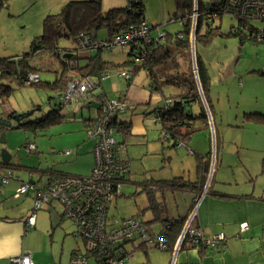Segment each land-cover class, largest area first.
<instances>
[{
	"label": "rangeland",
	"instance_id": "obj_1",
	"mask_svg": "<svg viewBox=\"0 0 264 264\" xmlns=\"http://www.w3.org/2000/svg\"><path fill=\"white\" fill-rule=\"evenodd\" d=\"M67 1L0 0V57H19L23 53L29 52L31 41L41 33L44 16L59 12ZM143 1L151 19L155 18L154 21L149 22L152 26H155L150 31L152 36L163 33V31L174 32L180 28L179 22L169 21L172 15L171 12H165L159 17H154L160 11L159 6L164 1L169 3V0ZM201 1L206 3L209 0ZM125 3L126 0H101V8L106 11L112 7L124 6ZM196 19L197 14L192 20L193 31L196 27ZM236 21L234 15L224 13L217 23L220 25L221 31L227 32L232 25L236 24ZM253 23L259 28L264 27V20H253ZM95 34L97 40L104 39L107 36L105 28L97 29ZM192 36L194 39V35ZM163 37L164 33L162 38L158 40H163ZM58 45L63 50L70 49V53H77L79 56L88 53L87 50H77L73 39L61 38ZM193 46L194 48L190 47L191 65H193V53L197 52L207 68L209 76V97L212 104V113L208 108L206 109L209 123L212 122V116L215 118V123H218L219 119H223L228 124L238 126L246 121L242 118L244 112L264 113V41L245 40L241 45L236 37L216 35L207 44L197 43ZM128 49L129 45H113L111 48L102 50L101 54L103 57L110 56L114 60H121L126 57ZM61 58L62 55L57 56L49 52H41L28 57V60L30 64L37 67L39 79L44 81L53 80L58 74L56 72L61 68ZM79 62L82 63L83 60L79 59ZM144 79L145 72L140 70L134 74L132 82L140 83ZM9 84L13 89L5 98L4 105L0 106V112L4 111L5 114L3 113V115H6L5 118H7L8 114L6 112L8 111H15V114L28 113L37 106L42 107V109L31 112L24 119L36 118L47 112L49 107L47 98L52 94L47 93L39 85H31L32 83L19 85L16 81H11ZM101 86L107 96H115L114 98H118L117 96L120 94L123 95L122 92L126 87L125 81L115 71L101 80ZM162 90L164 94L169 93L168 86H164ZM119 98H123L127 102V97L126 99L125 97ZM72 105L70 104L65 108L67 116L65 121L52 124L43 132H38L37 134L22 127L0 129V135L3 134L5 137V141L3 143L0 142V158L2 153H6L10 162L18 164L17 168L10 170L14 178L17 177L23 181L32 179L38 183H45L49 177L48 173L51 172L47 171L48 169L80 176H88L90 174L94 163V154L91 152L94 140L87 137L83 122L80 120L79 111L87 112L91 108H83L82 104L78 103L73 109V114L70 108L67 112V107L72 108ZM127 110L128 108L123 112L127 113ZM132 113V134L125 138V145L123 146L132 169L130 181L155 180L175 176L181 159L173 155L172 159H164L163 162L165 150L163 149L164 153H162V144L159 140V123L155 122L151 115L146 116L139 112ZM7 120L16 126L17 121L15 119L9 117ZM246 123V126L254 127L253 122ZM215 126L217 128L220 127L218 125ZM223 128H225L224 125H222V131ZM235 137L233 134L227 133L226 145L234 142L236 140ZM28 142L36 145L35 152L26 150L25 146ZM67 149L73 151L68 156L62 153ZM182 149L184 156L189 154L187 147L182 146ZM191 157L194 156L191 155ZM150 168L155 171L150 172ZM11 181L12 179L3 187L9 186ZM15 191L5 189L4 197L6 201H3L4 206L18 207L23 212L28 208L30 209L32 200L25 195H20L14 199ZM134 191H139L135 185L128 182L122 183L117 196L111 199L107 208L108 217L119 219L138 213V207L144 208L147 205L146 193L141 191L137 195H132ZM172 204L173 202L170 199L168 205L172 206ZM54 206L56 211H59V214L63 213V205L53 201L50 206L46 204L37 211L38 220L39 213L41 211L46 212L47 209L51 210L49 213L53 220L59 219L55 210L52 209ZM138 215L143 220H148L152 217L147 209L142 214L138 213ZM62 217L66 227L70 228L72 225L74 229L76 228L68 216L63 215ZM43 218L44 222L41 227H48L50 225L48 216L43 215ZM153 228L158 230L159 224H154ZM28 229L29 231H34L32 227ZM50 234L49 227V230L45 231V235H36L37 247L42 248L44 251L62 249L60 243L56 245V242H51V240H57V233H54V238ZM72 237L73 233L65 236L63 248H67L69 240L73 245ZM75 237L77 238L75 246L77 244L79 247L78 254L85 255L87 251L83 238L79 235ZM86 259L87 264H97L91 255L86 256ZM70 264L80 263L71 261Z\"/></svg>",
	"mask_w": 264,
	"mask_h": 264
},
{
	"label": "trees",
	"instance_id": "obj_2",
	"mask_svg": "<svg viewBox=\"0 0 264 264\" xmlns=\"http://www.w3.org/2000/svg\"><path fill=\"white\" fill-rule=\"evenodd\" d=\"M173 1L175 10L169 21L179 22L180 28L174 32L163 31V40H157L159 34L156 36L151 35V41L146 45L144 61L141 63L134 62L133 56L137 52V47L133 46L134 44L129 45L126 59L119 64L102 58L101 49L87 50V55H80L81 57L77 53H70L69 56H64L67 53L66 51L70 52L71 50H63L58 45L61 38H66L67 40L73 39L76 49L80 50L76 44L77 37L80 34L92 33L99 28H105L107 36L104 39H108L130 25L136 24L141 19H144L141 0H126L124 6L112 7L106 11L101 8V0H68L59 12L45 15L42 21L41 33L31 41L29 52H25L19 57H0V106L5 103V98L13 89L9 82L16 81L19 85H24V80L29 73H37V67L29 63L28 57L40 54L41 52H49L57 56L62 55L61 68L56 72L58 74L53 80L41 81L39 79L38 82L31 84L39 85L47 93L52 94L47 98V105L49 107L47 112L41 116L32 119L22 118L17 121L16 126L11 124L10 127H22L37 134L38 132H43L52 124L65 121L66 111L61 106L59 97L65 90L68 79L73 76H92L98 79L97 87H100L102 77L107 72L117 69L127 70L130 73L127 79L129 81L136 72L144 70L150 81L148 88L152 91L161 93L164 86H171L176 89L175 94L164 97L161 107L155 109L153 118L155 116L159 117V119L155 120L160 125L159 140L162 144H165L167 149L182 147L177 145L179 141L184 142L187 147L186 143H188L194 133L208 127L207 113L201 95L211 112L212 104L209 97L207 68L197 52L194 55L196 73H193V65H191L190 38L193 32L192 20L195 1ZM224 1L209 0L204 3L201 0H196L197 19L194 30V44H207L216 35L236 37L241 45L245 40L264 41V27L259 28L253 23V20L263 19L240 16L227 7ZM130 5L138 9H129ZM224 13L234 15L237 20L236 24L232 25L227 32L221 31L220 25L217 23ZM79 59H82L83 62L80 63ZM100 94L105 95L102 92L95 95L99 96ZM168 98L171 99V102L165 107L164 100ZM39 109H42V107L37 106L33 111ZM14 114L15 111H11L6 119L12 117ZM242 118L253 123L264 124V113L262 112H244ZM94 119L83 118L84 128L88 123H92ZM113 123L116 126L114 138L115 148L118 151L117 154L129 164L127 176L123 178L125 180L123 181L124 183L129 180L130 161L124 152L123 146L125 145V138L132 134L131 123L120 122L117 119ZM6 128L8 127L0 126L1 130ZM163 132L166 136L162 134ZM217 139L215 131V150L219 146ZM188 153L195 155V179L190 180L182 176H173L169 179L151 181L155 184L154 188L150 187L149 184L151 183L145 184L146 181L141 182L140 192L143 191L147 195L148 204L146 208L152 212L153 221L161 220L162 222L161 227L154 233L163 236L167 243L166 251L170 253L186 215L184 217L170 218L169 216L163 217L159 214L161 211L165 212L167 210V205L165 204L166 192L164 190H187L193 193L194 197H197L203 189L209 169L210 151L204 156L192 150L188 151ZM12 166H17V164L0 160V167L4 168V172L2 170L0 172L6 173V170H11ZM215 167L216 165L214 164V169ZM47 171H51L52 173L49 175L48 180L61 176L54 177L53 173L56 172L55 170L48 169ZM261 172L264 173V160L261 165ZM212 183L213 178L211 177L207 193L220 195L217 190L212 188ZM158 198L161 200L159 201ZM145 224L151 228V223L146 222ZM150 228H148L150 233H153V229ZM129 242L135 241H127L121 245L123 249L122 256L128 255L125 245ZM136 242L138 243L137 248L152 247L139 241ZM184 246L194 247L201 252L205 250L204 247H195L196 245H190L186 241L182 243L181 248ZM76 255L77 253L72 258L74 262ZM90 255L95 259L97 264H108L106 257L99 251H87L84 256Z\"/></svg>",
	"mask_w": 264,
	"mask_h": 264
},
{
	"label": "crops",
	"instance_id": "obj_3",
	"mask_svg": "<svg viewBox=\"0 0 264 264\" xmlns=\"http://www.w3.org/2000/svg\"><path fill=\"white\" fill-rule=\"evenodd\" d=\"M141 1L143 4L144 20L152 29L155 26H152L149 22L154 21L155 18L151 19L147 13L144 1ZM159 7L160 11L155 14L154 17H159L165 12L173 13L175 10L173 0H169V3L164 1ZM66 52L70 54V52ZM85 55L87 54H83L82 56ZM126 57L121 60H114L110 56H102L105 60L117 64L123 62ZM133 77L134 76H132L129 81L124 80L126 87L124 91L122 90L123 95L120 94L117 96L125 97V99L127 97V113H124L123 110L121 111L123 113L119 112L116 115L117 121L130 122L131 127L133 122L132 112H139L146 116L151 115L153 118L155 109L161 107L163 98L176 93V89L171 86H168V94H164L163 90L161 93L152 91L148 88L150 81L146 73L145 79L140 83L132 82ZM94 92L95 94L102 92L106 95L101 84ZM89 101L98 103L97 96H90L87 102L81 103L83 108H91V110L87 112H83V110L79 111L80 120L82 122L83 118L91 119L99 115V107L85 106ZM69 108L73 113V107H67V112ZM10 112L8 111L6 113L9 114ZM3 113L4 111H1L0 116L5 118L6 115H3ZM211 120L212 126L208 122V127L194 133L186 144L190 150L202 156L210 151V162L211 154L214 152V164L216 167L215 169L213 167L210 179L211 177L213 178L212 188L217 190L220 195L216 193H207L206 190L204 193H200L197 197H194V194L187 190H164L166 192L165 204L167 205V210L165 212L161 211L159 214L163 217L169 216L170 218L184 217L195 200L198 199L197 214L194 219L195 226L201 228L206 237L223 232L225 234L224 246L219 249H205L203 252L198 251L194 247H180L175 255V264H264V173L261 172V165L264 160V125L252 123L254 127H248L246 126V122L251 123V121H245L236 126L224 122L223 119H219L218 123H215V118L212 116ZM214 124L220 127L217 128L215 126L214 128ZM222 125L225 126L223 131L221 129ZM215 131L218 138L217 143L219 145L216 150ZM227 133L236 136V140L229 145L225 143ZM161 147L162 153H164L165 150L163 162L164 159H172L173 155L181 159L180 166H178L177 170L178 172L175 176H182L190 180L195 179V155L190 153V155L184 156L182 147L167 149L165 144H162ZM35 151L36 149L32 152ZM227 152L230 153L227 154ZM191 155L194 157H191ZM11 168L15 169L17 167L12 166ZM2 169L4 168L0 167V171ZM149 171L153 172L155 170L150 168ZM48 174L51 175L52 173L50 172ZM53 174V176L56 177L66 173L56 171ZM131 174L132 169L130 168L129 180L127 182L132 183L139 189V191H134L132 195L141 193L140 188L142 185L141 182L143 181H146L145 184L151 183L149 184L150 187L154 188L155 184L153 182L156 180L169 179L161 178L155 180L146 179L142 181H130ZM22 181V179L13 177L9 186H0V208L4 207L0 209V264H13L10 261L11 257L21 253H29L33 264H70L71 261L74 262L72 259L73 255L75 253L78 254L79 250L78 245L76 244L75 246L77 239L75 236L77 234L72 225L70 228L66 227L63 223V213L59 214L55 206L52 209L55 210L59 219H54V221L50 217L49 212L51 210L47 209V213L45 211L39 213L38 220L37 210L35 213V225L32 227L34 231H29L26 225V218L33 206V196L31 194L25 196L32 200V206L24 212L18 209V207L4 206L3 201H6L4 197L5 189L15 191ZM16 198L17 197H14V199ZM170 199L173 202L172 206L168 205ZM158 200L160 201L161 199L158 198ZM146 206L144 208L138 207V213L142 214L145 209L150 211ZM138 213L130 214L127 217L136 216L139 218ZM150 213L152 215L151 211ZM43 215H47L49 218L50 225L48 227H41L44 222ZM152 217L148 220H142L145 223H151V228L147 226L153 229L154 233L157 231L153 228L154 224L158 223L160 228L162 222L161 220L153 221ZM108 218L111 220H119L126 217H121L119 219ZM52 225H54V227H52ZM49 227L51 231L50 236L52 238H54V233H57V240H51V242H56V245L60 243L62 249H49L44 251L42 248L37 247L36 235H45V231L49 230ZM70 233H73L72 239L74 246L69 240L67 248H63L65 236ZM137 245V242H129L125 245L126 251L128 250L126 264H169L171 258V253L169 251H160L154 247L137 248Z\"/></svg>",
	"mask_w": 264,
	"mask_h": 264
},
{
	"label": "built area",
	"instance_id": "obj_4",
	"mask_svg": "<svg viewBox=\"0 0 264 264\" xmlns=\"http://www.w3.org/2000/svg\"><path fill=\"white\" fill-rule=\"evenodd\" d=\"M193 17L197 14L196 0ZM226 6L240 16L264 20V0H225ZM129 9L137 10V7L129 6ZM151 27L141 19L123 31L116 33L108 39L97 40L95 32L80 34L77 37V48L80 50H104L113 45L127 46L134 44L137 52L133 56L135 63L144 61L146 45L151 41ZM260 34V31H259ZM163 33H159L158 39ZM161 36V37H160ZM259 39H261L259 37ZM192 42V35L190 38ZM123 80H127L130 73L124 69L113 70ZM107 72L102 79L111 74ZM39 80L37 73H29L25 83H36ZM98 79L92 76H73L68 79L65 90L59 97L61 106L73 104V109L78 103L87 102L90 96H94L98 88ZM99 103V115L92 123L85 127L87 137L94 140L92 151L94 154V165L88 176L76 174H64L56 179H47L45 183H38L29 179L22 181L16 188L15 197L31 194L33 196L32 210L26 218V225L31 228L35 225V213L44 205L53 201L63 205V215L75 224L76 234L81 236L86 245V251H99L106 257L108 264H126L127 256H122L121 245L127 241H139L160 250H166L167 243L163 236L158 233H150L146 224L138 217H126L119 220H111L107 216V208L111 199L116 196L120 185L127 176L128 162L117 154L115 148L117 113L125 110L126 101L123 98H114L100 94L97 96ZM171 99L164 100V106L170 104ZM159 119L155 116L154 120ZM163 135L166 134L163 132ZM178 146H185L179 141ZM36 145L29 142L27 151H33ZM188 149V148H187ZM188 151H190L188 149ZM73 151L67 149L62 152L70 155ZM213 152V151H212ZM214 152L211 154V162L205 183L201 193H204L209 185V179L214 167ZM13 178L11 171L0 172V186L6 185ZM198 199L192 204L183 221L180 233L171 251L169 264H175V255L182 243L205 249H219L224 246L225 234L219 232L206 237L201 228L196 227L194 219L197 214ZM13 264H33L29 253H21L11 257ZM75 262L86 264V256L77 254Z\"/></svg>",
	"mask_w": 264,
	"mask_h": 264
},
{
	"label": "water",
	"instance_id": "obj_5",
	"mask_svg": "<svg viewBox=\"0 0 264 264\" xmlns=\"http://www.w3.org/2000/svg\"><path fill=\"white\" fill-rule=\"evenodd\" d=\"M195 30V29H194ZM194 32L192 33V35H194ZM194 39H193V36H192V42H191V47L194 48ZM70 54H65L64 56H69ZM195 54L193 53V56ZM194 63H195V58L193 57V66H194ZM202 97V101L204 103V106H205V109H207V105L205 103V100L203 98V96L201 95ZM86 107H95V108H98L99 107V103L97 102H93V101H89L88 103L85 104ZM32 111L28 112V113H18V114H14L12 116L13 119H15L16 121H19L20 119L24 118V117H27ZM207 113V112H206ZM208 116V115H207ZM211 126H212V123H209ZM11 125V122L8 121L6 118H3V117H0V126H3V127H10ZM5 141V137L3 134L0 135V142L3 143ZM1 161L3 162H8L9 160V157L6 153H2L1 154V158H0Z\"/></svg>",
	"mask_w": 264,
	"mask_h": 264
},
{
	"label": "clouds",
	"instance_id": "obj_6",
	"mask_svg": "<svg viewBox=\"0 0 264 264\" xmlns=\"http://www.w3.org/2000/svg\"><path fill=\"white\" fill-rule=\"evenodd\" d=\"M190 47H191V43H190ZM193 73H196V70H195V68H194V66H193ZM1 117V116H0ZM4 118V117H3Z\"/></svg>",
	"mask_w": 264,
	"mask_h": 264
}]
</instances>
